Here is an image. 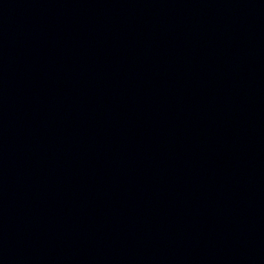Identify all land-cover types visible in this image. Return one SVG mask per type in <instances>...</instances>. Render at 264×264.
Returning a JSON list of instances; mask_svg holds the SVG:
<instances>
[{"label":"water","instance_id":"water-1","mask_svg":"<svg viewBox=\"0 0 264 264\" xmlns=\"http://www.w3.org/2000/svg\"><path fill=\"white\" fill-rule=\"evenodd\" d=\"M0 264H264V0H0Z\"/></svg>","mask_w":264,"mask_h":264}]
</instances>
